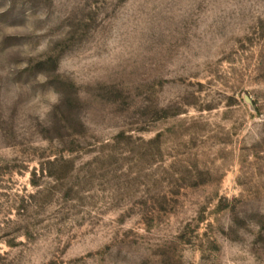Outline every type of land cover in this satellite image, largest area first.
<instances>
[{"label": "rangeland", "instance_id": "1", "mask_svg": "<svg viewBox=\"0 0 264 264\" xmlns=\"http://www.w3.org/2000/svg\"><path fill=\"white\" fill-rule=\"evenodd\" d=\"M0 264H264V0H0Z\"/></svg>", "mask_w": 264, "mask_h": 264}]
</instances>
